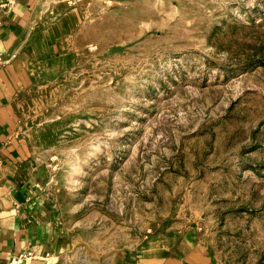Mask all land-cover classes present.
Wrapping results in <instances>:
<instances>
[{
    "label": "rangeland",
    "instance_id": "374dc122",
    "mask_svg": "<svg viewBox=\"0 0 264 264\" xmlns=\"http://www.w3.org/2000/svg\"><path fill=\"white\" fill-rule=\"evenodd\" d=\"M30 23L13 164L53 248L9 264H123L164 219L264 264V0H38Z\"/></svg>",
    "mask_w": 264,
    "mask_h": 264
},
{
    "label": "crops",
    "instance_id": "0c3cea01",
    "mask_svg": "<svg viewBox=\"0 0 264 264\" xmlns=\"http://www.w3.org/2000/svg\"><path fill=\"white\" fill-rule=\"evenodd\" d=\"M37 2L0 0V264H9L31 247L48 254L53 248L54 221L36 205L34 185L23 182L13 164L19 144L12 132L11 109L28 80L20 46L27 38ZM162 223L153 224L142 243L123 251V264L215 263V251L203 241L198 227L177 228L171 219Z\"/></svg>",
    "mask_w": 264,
    "mask_h": 264
},
{
    "label": "built area",
    "instance_id": "2783aa9c",
    "mask_svg": "<svg viewBox=\"0 0 264 264\" xmlns=\"http://www.w3.org/2000/svg\"><path fill=\"white\" fill-rule=\"evenodd\" d=\"M16 261V259L14 258V261L13 262H15Z\"/></svg>",
    "mask_w": 264,
    "mask_h": 264
}]
</instances>
